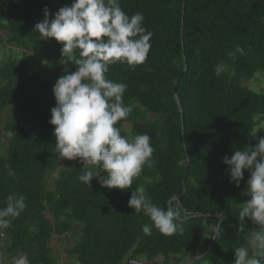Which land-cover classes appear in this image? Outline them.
Instances as JSON below:
<instances>
[{"label": "trees", "instance_id": "16d2710c", "mask_svg": "<svg viewBox=\"0 0 264 264\" xmlns=\"http://www.w3.org/2000/svg\"><path fill=\"white\" fill-rule=\"evenodd\" d=\"M71 3L0 0L5 42L28 43L33 51L46 46L45 68L54 75L65 73V67L76 71L70 61L60 64L62 44L54 38L41 40L34 29L44 19L45 7L54 16ZM120 4L129 16L142 13L143 27L154 35L143 64L133 68L116 63L106 73L108 79L127 85L123 100L133 109L115 126L124 136L148 134L154 148L151 160L125 190L102 187L95 178L91 187L80 182L82 164L58 160L55 154L54 126L48 122L56 106L52 84L30 67L27 58L3 60L0 113L10 107L16 113L4 125L8 144L0 155V208L10 194L25 196L27 207L0 230V252L9 261L26 253L31 264H59L55 253L61 239L68 243L64 259L74 264H123L142 256L187 264L195 258L183 263L186 253L201 248L195 264H233L234 249L247 246L256 226L246 218L239 231V206L250 198L245 195L250 173L244 171L237 187L229 182L222 157L230 158L264 136L259 127L264 120V88L257 92L245 86L264 73V0H120ZM236 45L245 54L237 53L233 63L228 53ZM220 62L229 71L217 77L214 66ZM186 172L177 198L182 218L185 213L188 217L181 224L183 234L165 236L154 227L150 236L144 234L142 226L151 221L128 207L132 192L142 186L154 204L166 207Z\"/></svg>", "mask_w": 264, "mask_h": 264}, {"label": "clouds", "instance_id": "9594fccd", "mask_svg": "<svg viewBox=\"0 0 264 264\" xmlns=\"http://www.w3.org/2000/svg\"><path fill=\"white\" fill-rule=\"evenodd\" d=\"M43 15L44 19L34 26L40 39L54 38L61 43L60 64L70 61L77 66L74 72L65 67V74L52 89L56 106L51 109L48 122L54 126L55 154L58 160H78L85 169L78 180L90 187L95 178L102 187L128 189L150 162L154 148L148 134L124 136L115 126L133 109L123 100L127 85L108 79L106 73L116 63L133 68L143 64L154 33L143 27L142 13L129 16L120 0H72L70 6L61 7L54 16L45 7ZM237 53L245 54L239 45L228 53L233 63ZM228 71L224 62L214 66L217 77ZM222 160L228 166L229 182L237 187L244 180V171L250 173L245 192L250 198L239 206V231H243L246 218L256 226L247 246L234 249L233 264H264V136L257 137L255 145L236 150ZM26 207L25 196L8 195L6 206L0 208V230L7 229ZM128 207L150 219L151 224L141 229L146 235L152 234L153 227L165 236L183 234L181 224L188 217L185 213L182 218L183 210L176 197L170 198L166 207H160L152 202L144 187L138 186ZM0 264L31 262L26 253L9 261L0 252Z\"/></svg>", "mask_w": 264, "mask_h": 264}, {"label": "rangeland", "instance_id": "374dc122", "mask_svg": "<svg viewBox=\"0 0 264 264\" xmlns=\"http://www.w3.org/2000/svg\"><path fill=\"white\" fill-rule=\"evenodd\" d=\"M0 38L2 39V43H0V64L3 60H6L9 57H19V59H28L30 67L35 69L39 72L40 76L45 79V81H49L52 84V87L56 83L57 79L64 75L65 73L61 72L58 75H54L49 69L45 68V62L44 57L45 53H43V49L46 48V46H43V48H37L38 50H31L29 49L28 43H21L18 45H8L5 42L4 33L0 31ZM38 46V45H37ZM245 86L249 87L252 90H255L259 92L264 88V73L257 74L252 80L245 83ZM16 113L14 107H10L8 109L3 110L0 113V155H3L5 153L7 144H8V135L4 132V125L9 118V116H13ZM128 127V128H127ZM261 128H264V120L260 123ZM130 125L126 126V129H129ZM128 136H131V134H128ZM57 171L53 173L56 174ZM57 251L55 253V257L57 258L59 264H74V262L71 259H64L63 257V249L65 246L68 245V243H63L61 239H57ZM4 245V243H1ZM202 251V248L198 251H191L187 252L186 257L183 259V263L200 256ZM251 254V253H250ZM127 261H131L130 264H165L163 262L162 257H153L151 259H147L145 256L135 258L134 260L130 259ZM127 261H124L123 264H126ZM137 262V263H136ZM169 264H175L173 262H170ZM202 264H210L208 262H204Z\"/></svg>", "mask_w": 264, "mask_h": 264}, {"label": "water", "instance_id": "95a60500", "mask_svg": "<svg viewBox=\"0 0 264 264\" xmlns=\"http://www.w3.org/2000/svg\"><path fill=\"white\" fill-rule=\"evenodd\" d=\"M176 81H177V80H176ZM174 97H175L176 102L178 103V98H177V94H176V87H174ZM187 169H188V166H187ZM186 178H187V172L185 173V176H184V178H183V180H182V182H181V185H180V187H179V189H178V191L176 192V194H175L174 197H176V198L179 197V195H180V193H181V191H182V189H183L184 183H185V181H186ZM218 230H219V229H218ZM218 230L216 229L213 239L215 238V236H216ZM198 258L200 259L201 256H198ZM195 260H197V259L195 258V259L191 260L190 262H188L187 264H190V263H192V262L195 261ZM130 263H131V261H127V262H126V264H130ZM136 263H137V262H136Z\"/></svg>", "mask_w": 264, "mask_h": 264}]
</instances>
